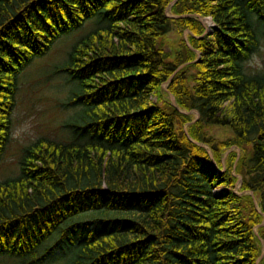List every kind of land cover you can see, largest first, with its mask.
<instances>
[{
  "label": "trees",
  "instance_id": "obj_1",
  "mask_svg": "<svg viewBox=\"0 0 264 264\" xmlns=\"http://www.w3.org/2000/svg\"><path fill=\"white\" fill-rule=\"evenodd\" d=\"M254 20L264 0H0V159L22 72L93 24L60 66L71 138L38 139L0 181V257L264 264V71L244 72Z\"/></svg>",
  "mask_w": 264,
  "mask_h": 264
},
{
  "label": "rangeland",
  "instance_id": "obj_2",
  "mask_svg": "<svg viewBox=\"0 0 264 264\" xmlns=\"http://www.w3.org/2000/svg\"><path fill=\"white\" fill-rule=\"evenodd\" d=\"M200 21L205 27V32L210 33L213 26L211 19L205 18L200 19ZM254 25L257 28L256 36L259 45L253 53L259 54L261 48H264V25L256 20H254ZM91 26L93 24L87 25L81 32L72 33L58 41L47 56L32 62L20 75L15 94V108L11 117V136L0 159V181L18 175L19 162L24 156L25 149L38 139L47 138L66 141L71 138V130L68 125L72 122L77 107L68 101L73 83L60 70V66L72 44L81 34L90 30L89 27ZM186 34L187 32L184 33V37ZM165 38L167 41L164 49L167 51L170 47L176 46L179 35L176 29L173 28ZM244 72L247 75H252L260 71L248 68L245 62ZM163 98L171 100V97L166 96V94ZM192 114L194 117L197 116L195 112H192ZM25 124L31 125L30 129L22 132L19 138H13V132ZM209 133L218 140L232 136V132L228 128L218 126L210 127ZM238 186L239 184H237L236 190ZM215 192L217 193V190ZM254 231L257 234L256 229ZM261 245V255L264 256V239L261 240ZM66 260L67 256L58 253L57 256L49 259L45 264H65ZM0 264L21 263L15 258L2 256L0 257Z\"/></svg>",
  "mask_w": 264,
  "mask_h": 264
},
{
  "label": "clouds",
  "instance_id": "obj_3",
  "mask_svg": "<svg viewBox=\"0 0 264 264\" xmlns=\"http://www.w3.org/2000/svg\"><path fill=\"white\" fill-rule=\"evenodd\" d=\"M248 68L255 71H264V48H261L260 53H253L249 60L246 61ZM31 125L25 124L21 128L13 132V138H19L22 132L28 131Z\"/></svg>",
  "mask_w": 264,
  "mask_h": 264
},
{
  "label": "water",
  "instance_id": "obj_4",
  "mask_svg": "<svg viewBox=\"0 0 264 264\" xmlns=\"http://www.w3.org/2000/svg\"><path fill=\"white\" fill-rule=\"evenodd\" d=\"M171 102L173 103V105H174V100H173V97H171Z\"/></svg>",
  "mask_w": 264,
  "mask_h": 264
}]
</instances>
